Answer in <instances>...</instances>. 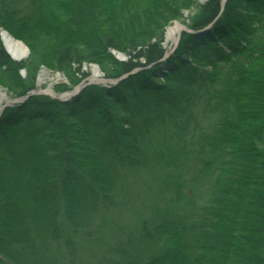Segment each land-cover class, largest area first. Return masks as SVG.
Returning <instances> with one entry per match:
<instances>
[{
    "label": "trees",
    "instance_id": "16d2710c",
    "mask_svg": "<svg viewBox=\"0 0 264 264\" xmlns=\"http://www.w3.org/2000/svg\"><path fill=\"white\" fill-rule=\"evenodd\" d=\"M148 1L0 0V31L30 51L15 62L0 42V88L26 97L0 118V264L60 263L138 193L133 227L69 247L120 257L101 264L147 246L144 264H264V0ZM171 20L190 32L169 52ZM83 64L117 82L30 95L40 67L75 86Z\"/></svg>",
    "mask_w": 264,
    "mask_h": 264
},
{
    "label": "rangeland",
    "instance_id": "374dc122",
    "mask_svg": "<svg viewBox=\"0 0 264 264\" xmlns=\"http://www.w3.org/2000/svg\"><path fill=\"white\" fill-rule=\"evenodd\" d=\"M11 1H13L12 3H14L15 5H17V3H19L20 0H11ZM162 1L164 2V0H162ZM168 1H169V3L174 2L172 4L173 6L175 4L181 5V4H184L186 2L184 0H168ZM191 1L192 0H190L189 3H191ZM206 1H208V0H197L195 2V4H197V3L203 4ZM147 4L148 5L151 4L150 1L144 0V2L142 3V6H145ZM193 9L194 8H190V9H187V10L186 9H182V11H181L182 18L180 20L181 21L186 20V24H187L188 23L187 19L191 18V16H192L191 13H192ZM164 18H166V15H165ZM46 20H47V24H48V21L50 22L49 17H46ZM175 24H179V25H181L183 27L182 30H181L182 32H180L179 36L177 35L175 41H167V39H166L167 29L169 27L175 25ZM45 27H46V24H45ZM1 32H4V31H1ZM187 32H188V28L186 27L185 23L183 24V23H181L178 20L177 21H175V20L169 21L166 24V26L164 27V35H163V44L162 45H164V47H165V49L167 51L173 49L175 44H177V42L179 41L180 36L183 33H187ZM0 42L2 44L1 38H0ZM25 47L27 49V57L25 59H23L22 61H16L15 60V62H24V63L27 62V59L29 58L30 51H29V49H28V47L26 45H25ZM111 53H112V56L114 57V59H116L118 61L127 60V57L124 56L120 52L113 51ZM31 63L34 64L35 62H32V60H31ZM45 68L46 67H43V66L40 67L39 71H38V73L36 75V80H35V84H34L35 93H43V94H47L48 96H51V97L52 96H56L57 97L60 94H55L53 89L55 90V87L62 86L61 84H63V86H66L65 85V84H67L66 81H68V80H66L67 79L66 74L64 72L47 70ZM81 70L84 73H87V75H88L87 76V80H84L85 82L93 83V84H102L101 81L96 82V81H91V79H90L92 74L94 73L93 71H96V73L99 75V78L101 79V77H102L101 76V71H100V68L97 65H95V64H89V65L83 64ZM20 76H21V78L25 77L24 71L20 72ZM39 79H40V83H38ZM84 81L82 83H84ZM82 83L80 84V86L82 85ZM49 89L53 92L54 95H52V94H50L48 92ZM74 89L75 90L77 89V85L74 86L73 88H70V91H72ZM20 97L21 96H19V97L18 96L17 97L10 96V95H8L7 91H5L4 89L0 88V107H2V108L5 107L4 108V111H5L7 108L18 104L19 102H17V100L19 99V101H20L21 100ZM118 187H119V184L117 185V188ZM121 190L122 189H120L118 191H121ZM132 191H135V189L130 188L127 193L130 195V193ZM138 194H135V198L130 201L128 206H126L127 208L130 209L129 211L121 210V209L120 210L115 209V210H118L120 213H123V214L113 213V214L109 215V218L112 220V222H109V218L106 219L107 224H108L106 229L101 228L99 223L93 222L91 227L86 232L84 231V235L85 234H89L90 235V237L88 239L89 242L97 243L98 240L100 241L101 235H103V234H104V238L106 237V239H107L108 236H110L112 234L111 228L123 229L125 227H133L134 226V224H133L134 223V219L136 217L134 215H132V214L136 213L137 216H138L142 212V207L139 206L140 201H138V200L140 198H138ZM119 201H123V199L120 198ZM108 209H109L110 212L111 211H115V210H112V208H108ZM128 212H130V213H128ZM126 213H128L130 215H127ZM100 217H101V214L99 213L98 216L96 217V219H99ZM146 218H147V216L146 217H141L137 222H135V224H137V226H139L140 222L142 220L146 219ZM85 239H83L82 236H79V241L75 240V239L71 240L70 236L68 238L70 245H79V244L85 245V242L88 241V240H86L84 242ZM109 242H110L109 244H114V242H111V241H109ZM70 245H67V247H65V248L64 247L58 248L60 250H63V255H64V258H61V261L58 264H101V259L102 258H106L108 261L120 260L119 256L114 255V254L111 255L110 252L106 253L107 246L103 247L104 249H101L100 246L98 248V245L94 246V245L91 244V249L87 250L90 247H88L87 249L86 248L85 249H82V248L80 249L78 247H76V249H72V248L69 247ZM158 250L159 249L157 247H155V246H153V248L152 247L150 248L149 246H147V247H144L143 249H140L139 251H136V253H134V255H132L131 258L135 261V264L136 263L144 264V262L147 260V258L149 256H151L152 254H155ZM84 258L86 260L85 262H84ZM48 264H50V263H48Z\"/></svg>",
    "mask_w": 264,
    "mask_h": 264
},
{
    "label": "bare ground",
    "instance_id": "6f19581e",
    "mask_svg": "<svg viewBox=\"0 0 264 264\" xmlns=\"http://www.w3.org/2000/svg\"><path fill=\"white\" fill-rule=\"evenodd\" d=\"M182 26L179 25V24H175L171 27H169L167 29V32H166V39L167 41H175L177 35L179 36L180 32H182ZM0 38H1V41H2V48L3 50L6 52V54L8 55V57L10 59H12L13 61H22L23 59H25L27 57V49L24 45V43L22 41H18L14 38H12L10 35H8L6 32H1L0 33ZM83 66V65H82ZM81 66V68H82ZM78 69L77 72H78V78H80V81L77 85V89L75 90H72L70 91V88H73L74 86H70V84L67 82V84H65L68 88V90L64 91V92H56V90L53 89L54 93L55 94H60L59 96H48L47 94H43V93H35V89L33 88L31 91H29L30 95L33 96V95H36V96H44V97H48V98H51L53 100H58V101H61V102H67V101H70L72 98L76 97L77 95H79L80 93V84L84 81V80H87V73H84L82 70ZM47 69V68H45ZM49 70V69H47ZM94 73L92 74L91 76V81H101L102 84H93V83H90L88 85H91V86H98V87H101V86H104L103 84H105L106 82H108L109 80L108 79H105L104 77V74L103 72L101 71V79L99 78V75L96 73V71H93ZM82 74H86L85 77L83 78L82 77ZM67 80V79H66ZM38 83H40V79L38 80ZM63 85V84H61ZM75 85V86H76ZM87 85V86H88ZM70 87V88H69ZM82 91V89H81ZM48 92L52 95L53 92L49 89ZM21 98V97H20ZM4 114V110L2 107H0V118L1 116ZM1 120V119H0Z\"/></svg>",
    "mask_w": 264,
    "mask_h": 264
}]
</instances>
